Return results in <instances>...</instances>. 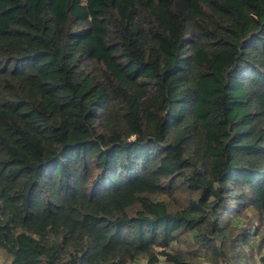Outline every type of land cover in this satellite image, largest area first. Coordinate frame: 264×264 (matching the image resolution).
<instances>
[{"label":"trees","instance_id":"obj_1","mask_svg":"<svg viewBox=\"0 0 264 264\" xmlns=\"http://www.w3.org/2000/svg\"><path fill=\"white\" fill-rule=\"evenodd\" d=\"M0 264H264V0H0Z\"/></svg>","mask_w":264,"mask_h":264},{"label":"rangeland","instance_id":"obj_2","mask_svg":"<svg viewBox=\"0 0 264 264\" xmlns=\"http://www.w3.org/2000/svg\"><path fill=\"white\" fill-rule=\"evenodd\" d=\"M0 260H3V257L1 256V254H0Z\"/></svg>","mask_w":264,"mask_h":264},{"label":"built area","instance_id":"obj_3","mask_svg":"<svg viewBox=\"0 0 264 264\" xmlns=\"http://www.w3.org/2000/svg\"><path fill=\"white\" fill-rule=\"evenodd\" d=\"M160 263V262H159ZM159 263H157V264H159Z\"/></svg>","mask_w":264,"mask_h":264}]
</instances>
